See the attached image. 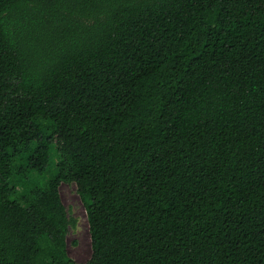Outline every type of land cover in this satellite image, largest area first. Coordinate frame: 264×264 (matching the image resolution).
Masks as SVG:
<instances>
[{"label": "trees", "instance_id": "trees-1", "mask_svg": "<svg viewBox=\"0 0 264 264\" xmlns=\"http://www.w3.org/2000/svg\"><path fill=\"white\" fill-rule=\"evenodd\" d=\"M63 182L85 264H264V0H0V264H77Z\"/></svg>", "mask_w": 264, "mask_h": 264}, {"label": "rangeland", "instance_id": "rangeland-1", "mask_svg": "<svg viewBox=\"0 0 264 264\" xmlns=\"http://www.w3.org/2000/svg\"><path fill=\"white\" fill-rule=\"evenodd\" d=\"M49 167L43 178L49 177ZM60 197L70 217V226L66 236L67 254L77 264H85L91 254V242L86 209L74 183H61Z\"/></svg>", "mask_w": 264, "mask_h": 264}]
</instances>
